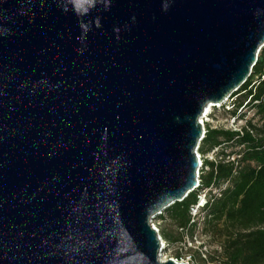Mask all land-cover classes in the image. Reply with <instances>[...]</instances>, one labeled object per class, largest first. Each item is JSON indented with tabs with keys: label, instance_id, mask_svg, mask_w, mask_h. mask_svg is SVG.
Instances as JSON below:
<instances>
[{
	"label": "water",
	"instance_id": "water-1",
	"mask_svg": "<svg viewBox=\"0 0 264 264\" xmlns=\"http://www.w3.org/2000/svg\"><path fill=\"white\" fill-rule=\"evenodd\" d=\"M109 3L0 0V264H180L152 222L196 188L264 0Z\"/></svg>",
	"mask_w": 264,
	"mask_h": 264
},
{
	"label": "trees",
	"instance_id": "trees-1",
	"mask_svg": "<svg viewBox=\"0 0 264 264\" xmlns=\"http://www.w3.org/2000/svg\"><path fill=\"white\" fill-rule=\"evenodd\" d=\"M254 76H264V50L252 70ZM248 85H245V90ZM247 95L252 97V108L264 128V80ZM262 132L263 129H256V137H253L249 133L240 136L208 129L199 149L202 155L217 147L240 149L231 152L236 156L234 162H206L209 172L201 177L203 187L229 181L228 188L220 197L205 207L202 230L223 237V264H264V137H258ZM219 154L223 159L227 156L224 150ZM198 193L190 194L164 213L180 231L189 232L191 237L197 224L191 223L190 211L197 203ZM221 224L224 225L222 229Z\"/></svg>",
	"mask_w": 264,
	"mask_h": 264
},
{
	"label": "built area",
	"instance_id": "built-area-1",
	"mask_svg": "<svg viewBox=\"0 0 264 264\" xmlns=\"http://www.w3.org/2000/svg\"><path fill=\"white\" fill-rule=\"evenodd\" d=\"M258 61V60H257ZM264 80V76H254L252 77V74L250 78L247 80V82L240 87L237 91L232 93L230 96L225 98L222 102L219 104H214L208 108L205 109L204 114L202 115L200 119V124L202 127V133H203V139L199 145V148L197 150V159L199 164V170H198V180H197V186L196 188L190 193H195L199 191L197 196V203L190 211V217H191V223L192 224H199L200 221L203 222L205 219V213L204 209L207 206V204L211 203L213 199L219 198L221 193L226 190L229 186V181H226L224 183H221L219 185H211L210 187H203L201 183V177L204 176L206 173L209 172V167L205 165L206 162L209 163H229L235 161V154H231L234 150L227 152V148H214L210 152H208L205 155H202L199 152L200 146L203 142V140L206 137L207 130H221V131H228L231 133H235L237 135H244L245 133H249L253 137H256V129L262 130L263 132L258 137H264V128H262V123L259 121L258 117L256 116L255 110L252 108V97L247 95V92L249 90L254 91L256 86ZM249 83L247 89L245 90V85ZM257 103L256 101L254 102ZM209 110V111H208ZM208 111V112H207ZM213 112H219L221 113V119L223 121H219L217 123L218 125L216 127H210L209 125V118L212 116ZM217 119V118H215ZM224 150L225 154L227 156L223 159V156L219 153ZM238 150H240L238 148ZM237 150V151H238ZM186 199V198H185ZM161 214L159 217L163 216ZM152 225L154 229L158 232L154 221L152 222ZM165 247V243H164ZM178 263L177 261H175ZM181 264V263H180ZM187 264V263H185Z\"/></svg>",
	"mask_w": 264,
	"mask_h": 264
},
{
	"label": "rangeland",
	"instance_id": "rangeland-1",
	"mask_svg": "<svg viewBox=\"0 0 264 264\" xmlns=\"http://www.w3.org/2000/svg\"><path fill=\"white\" fill-rule=\"evenodd\" d=\"M221 113L213 112L209 118L210 127H216L221 119ZM217 118V119H215ZM234 149L227 147V152ZM154 224L159 231V236L165 243V250L161 254V259L177 261L181 264H223L221 244L223 237L220 235H211L203 230V222L197 225L193 236L189 232L185 234L179 230L164 214L163 218L158 217ZM224 225L221 224V229ZM184 233V234H183Z\"/></svg>",
	"mask_w": 264,
	"mask_h": 264
},
{
	"label": "clouds",
	"instance_id": "clouds-1",
	"mask_svg": "<svg viewBox=\"0 0 264 264\" xmlns=\"http://www.w3.org/2000/svg\"><path fill=\"white\" fill-rule=\"evenodd\" d=\"M98 5L101 6L104 10H107L108 7L110 6V3H109V0H91V8L92 9H95ZM72 10L76 11L77 15H80V16L84 15L83 13H80L76 9H72ZM95 25L97 27L100 26L98 17L95 19ZM80 27L82 29V32L86 34L91 29L92 22L81 19Z\"/></svg>",
	"mask_w": 264,
	"mask_h": 264
},
{
	"label": "bare ground",
	"instance_id": "bare-ground-1",
	"mask_svg": "<svg viewBox=\"0 0 264 264\" xmlns=\"http://www.w3.org/2000/svg\"><path fill=\"white\" fill-rule=\"evenodd\" d=\"M208 111H209V110H208ZM208 111H207V112H208ZM162 243H163V241H162ZM163 245H164V243H163ZM161 261H165V259L162 258Z\"/></svg>",
	"mask_w": 264,
	"mask_h": 264
}]
</instances>
